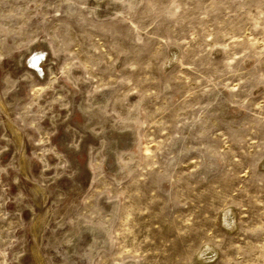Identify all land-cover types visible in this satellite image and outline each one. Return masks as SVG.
I'll list each match as a JSON object with an SVG mask.
<instances>
[{"label": "rangeland", "instance_id": "obj_1", "mask_svg": "<svg viewBox=\"0 0 264 264\" xmlns=\"http://www.w3.org/2000/svg\"><path fill=\"white\" fill-rule=\"evenodd\" d=\"M0 264H264V0H0Z\"/></svg>", "mask_w": 264, "mask_h": 264}, {"label": "bare ground", "instance_id": "obj_2", "mask_svg": "<svg viewBox=\"0 0 264 264\" xmlns=\"http://www.w3.org/2000/svg\"><path fill=\"white\" fill-rule=\"evenodd\" d=\"M41 55H42L41 52H36L35 54H33V56H36L35 59L32 60V63H34L33 65L38 64L37 61H38V58L41 57ZM33 56H32V57H33ZM36 67H37V68H40V64L36 65Z\"/></svg>", "mask_w": 264, "mask_h": 264}]
</instances>
